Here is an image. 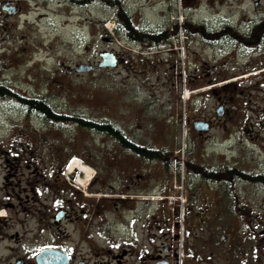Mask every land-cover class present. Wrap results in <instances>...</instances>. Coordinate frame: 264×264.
Returning a JSON list of instances; mask_svg holds the SVG:
<instances>
[{
  "label": "rangeland",
  "instance_id": "1",
  "mask_svg": "<svg viewBox=\"0 0 264 264\" xmlns=\"http://www.w3.org/2000/svg\"><path fill=\"white\" fill-rule=\"evenodd\" d=\"M251 1L245 2L246 8L243 6L248 13ZM183 2L124 0L123 4L136 26L156 30L169 24L170 17L175 20L182 16ZM211 3L218 4L216 0H191L186 9L194 19H203L212 15ZM40 6L24 4L23 11L31 12L28 16L1 22L0 86L17 87L25 94L38 89L52 99L50 104L55 110L120 126L130 140L168 151L171 157L180 148V158L188 155L196 164L203 159L210 163L235 160L245 163L248 169L264 171V88L238 96L227 118L207 138H199L191 129L192 122L214 106L207 91L188 100L186 96L203 89L197 77L199 66L204 59L213 58L199 39L193 38L187 44L180 37L172 41L171 51H143L137 44L116 36L113 13L102 6L94 5L87 19L68 18L57 11L55 2L48 8ZM33 9L39 12L33 13ZM227 11L228 6L222 7L220 15ZM103 52L120 56L119 66L98 68ZM241 63L237 64L242 68ZM80 65L92 66L94 71L75 75L65 71ZM228 69L232 76L247 73L237 67ZM218 73L216 81L221 83L226 77L223 70ZM21 111V107L0 96V143L16 137L28 141L30 151L45 160L37 161V168L50 171L47 179H55L58 174L56 185L43 190H55L63 202L69 198L76 205H84L79 197L83 193L71 191L73 179L66 174L67 167L59 174L62 165L51 159L58 153L82 158H72L70 162L79 160L92 174L84 192L94 197L89 203L91 213L87 212L93 215L88 220V230L94 239L108 236L107 232L103 234L102 222L121 220L122 215L129 220L132 213L138 222L141 211L142 221L161 222L163 231H158L159 237L165 233L163 218L173 224L169 237L178 258L186 264H257L264 252L259 236L264 229V188L241 182L233 193L224 187L204 188L196 177L167 175L159 162L141 160L106 136L73 127L31 126L21 117ZM3 172L1 165L0 173ZM150 195L159 202L146 201ZM61 231L64 242L70 240L68 234L73 242L81 237L72 232L71 226H63ZM146 233L142 232L141 245L152 237L148 229Z\"/></svg>",
  "mask_w": 264,
  "mask_h": 264
},
{
  "label": "flooded vegetation",
  "instance_id": "2",
  "mask_svg": "<svg viewBox=\"0 0 264 264\" xmlns=\"http://www.w3.org/2000/svg\"><path fill=\"white\" fill-rule=\"evenodd\" d=\"M119 1L122 4L124 2V0ZM216 1L217 5L209 4L212 15L203 19H194L186 9V6L191 4V0H184L181 24L178 23L177 18L173 20L170 17L169 24L166 23L164 27L151 30L154 33L166 32L167 34H165L168 36L174 33L175 27H178L175 33L177 38L182 35L187 44L191 39L197 38L205 49L212 52V59L207 58V60L201 61L197 76L199 86L203 88L201 93L207 91L214 101L212 111L205 112L201 119H197L210 125L208 133H196L201 139L207 138L217 124L227 118L230 106L237 101L238 96L248 94L250 91H261L264 88V0H252L250 2L251 13L244 9L246 8L245 2L247 3L248 0H224V3L221 0ZM54 2L58 4L57 11L63 12L68 18L78 16L87 19L92 14L94 5L102 6L108 12L112 11L97 0H4L0 3V24L9 18L28 16L31 12L30 10L23 11L24 4L28 6L31 3L33 6L41 4L40 8L42 9L48 8L49 4ZM227 6L228 14L220 15L222 7ZM243 6L245 7L243 8ZM217 8L220 9L217 11ZM34 11L39 12L38 9H33V13ZM1 36L2 34H0ZM161 46L167 49L164 44ZM151 47L148 45L149 49ZM172 49L169 46V50ZM115 56L118 67L121 58L118 55ZM240 61L244 68L238 65ZM229 66L237 67L241 72L244 70L247 73H242L241 76H232L229 74ZM219 70H223L226 77L221 83L216 81ZM65 71L68 75H75V73H70L69 69H65ZM208 86L212 87L208 88ZM16 88H3L2 90L8 91L9 98H6L8 101H12L22 108L21 117L28 124L31 126L35 124L41 129L50 126L57 129L76 128L74 122L46 120L51 115L66 118L76 115L65 110H55L50 104L52 99L44 97L41 91L35 89L31 93L25 94L18 92ZM43 104L49 107L47 112L37 108ZM29 105L32 108H29ZM219 108L223 114L216 117V110ZM83 119L87 122L93 121L89 118ZM103 123L112 124L105 121ZM114 126L125 134L120 126ZM131 141L140 145L134 140ZM116 145L132 154L129 150ZM30 150V143L19 137L10 142L0 143V166L2 165L4 170L3 173H0V264H179L180 262L186 264L178 258L174 241L169 237L173 230V224L171 225L169 221L167 223L162 217L163 224L166 225L164 226L165 233L163 232L164 235L159 237L158 231H163L160 228L161 222L142 221L141 211L139 219H137L138 222H136L135 213H132L133 217L131 216L129 220L128 216L122 215L121 220L102 222L104 225L101 228L103 234L106 236L105 232H107L108 236L94 239L88 230V220H91L93 215L87 213H91L92 207L89 203L94 197H87V191L84 192L86 189H80L74 183L71 185L73 188L71 191L76 194L83 193V197H79L84 205L69 202V198L63 202L55 190H43L48 188V185H56L54 182L57 183L58 174L55 179H47L50 177L48 174L50 171L42 167L37 168V161L45 160L39 157L40 154ZM72 157L82 161L80 156L61 153L55 154L51 160L56 163L60 162L62 165L59 174H62V170L67 167L66 174L73 179V182L76 180L78 184V170L71 174L68 173V165ZM195 166H198L199 173L193 175L203 183L204 188L219 189V187H224L228 191L227 186L221 183L222 166L228 168L230 177L237 182L246 184L245 181L242 182V178H257L264 181L263 170L248 169L245 163L235 160L210 163V160L203 159V162L195 163ZM99 196L98 198L102 197L100 194ZM74 212L76 215L73 214ZM136 223L137 226H135ZM63 226H71L72 232L80 234L81 237L76 238L73 242L68 234L66 237L70 240L64 242L61 231ZM147 229L152 233V237H150V241L144 240L146 244L141 245L142 232L143 235L147 234ZM259 236L264 250V229L260 231ZM144 245H147L148 248L143 247ZM257 264H264V252L261 257L257 258Z\"/></svg>",
  "mask_w": 264,
  "mask_h": 264
},
{
  "label": "trees",
  "instance_id": "3",
  "mask_svg": "<svg viewBox=\"0 0 264 264\" xmlns=\"http://www.w3.org/2000/svg\"><path fill=\"white\" fill-rule=\"evenodd\" d=\"M96 1V0H95ZM101 4L106 5L112 10L113 13V23H114V33L118 37H122L123 39L137 44L140 50H150L148 45L152 46L151 48L162 49L161 44L165 46H170L172 41L176 39V32L178 27H175L174 33L172 35H166V32H152L151 30H143L136 26L129 16L125 6L120 3V1L114 0H97ZM166 33V34H165ZM142 51V52H143ZM2 86H0V96L3 98H9L8 91L2 90ZM29 108H32L29 105ZM40 110L45 112L48 111L49 107L46 104L37 107ZM48 121H62V122H71L75 123V127L78 129L90 130L95 134L108 136L114 143L118 144L125 150H129L132 155L137 158L144 160L146 162H159L162 165L164 172L167 175H172L174 177L179 178L181 174H186L188 179L194 178L193 174H198V166H195L194 159L185 155V158H180V148L178 149V153L175 157H171L168 151H162L159 148L149 147L145 145H137L132 142L123 132L118 131V129L112 124H105L102 121H86L80 116H70V117H54L48 116L46 118ZM172 154V151H170ZM174 155V154H172ZM184 155V152H183ZM221 172L223 174V178L221 179V183L227 186L228 192L233 193L235 190V185L239 182L235 181L230 177V173L228 168L225 166L221 167ZM227 173V174H226ZM242 182L245 181L246 184H255L264 188V181L257 178H242Z\"/></svg>",
  "mask_w": 264,
  "mask_h": 264
},
{
  "label": "water",
  "instance_id": "4",
  "mask_svg": "<svg viewBox=\"0 0 264 264\" xmlns=\"http://www.w3.org/2000/svg\"><path fill=\"white\" fill-rule=\"evenodd\" d=\"M100 59L101 61L97 64V67L100 69H114L117 66V59L114 54L109 52H103L100 53ZM94 67L87 66V65H80L77 68H74L73 70H70L69 72L76 73V74H82V73H88L91 70H93ZM222 112L220 111V108L216 110V117L222 116ZM192 130L193 132L197 134H203L208 133L210 131V125L208 123H204L200 120L194 121L192 124Z\"/></svg>",
  "mask_w": 264,
  "mask_h": 264
},
{
  "label": "bare ground",
  "instance_id": "5",
  "mask_svg": "<svg viewBox=\"0 0 264 264\" xmlns=\"http://www.w3.org/2000/svg\"><path fill=\"white\" fill-rule=\"evenodd\" d=\"M202 91L203 90L188 92L186 95L187 99H189L190 96H192L194 94L201 93ZM85 167H83V165L81 166V164L77 160L71 161L70 164L68 165V173L69 174L78 170V179L77 180H78V184L80 185L81 188H85L90 183V180L92 178V174H90L88 172L87 168H85Z\"/></svg>",
  "mask_w": 264,
  "mask_h": 264
}]
</instances>
